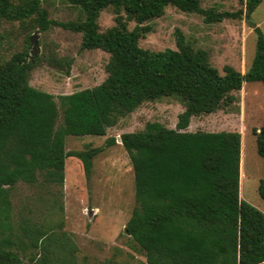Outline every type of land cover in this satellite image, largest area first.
<instances>
[{"label":"trees","instance_id":"1","mask_svg":"<svg viewBox=\"0 0 264 264\" xmlns=\"http://www.w3.org/2000/svg\"><path fill=\"white\" fill-rule=\"evenodd\" d=\"M65 1L80 10V19H50L47 0H0V21L27 20L43 32L62 27L82 35L83 50L110 54L108 76L100 85L58 101L30 85L37 61L29 59L28 50L0 61V264H79L78 245L62 223L15 215L13 190L20 183L63 187L69 157L81 161L90 179L102 148L67 152V137L105 136L144 103L168 97L184 106L176 129L149 122L120 137L132 163L137 203L126 233L147 264L264 263V213L240 193L241 134L188 130L194 117L231 108L244 83L264 84L262 29H254L256 52L246 73L231 66L221 73L209 53L194 48L180 29L177 49L149 51L139 42L152 30L148 23L168 7L200 14L207 23L242 19L243 10L206 9L201 0ZM243 1L248 19L264 2ZM108 8L115 24L102 32L99 18ZM71 64L65 63L67 73ZM256 135L264 158V126ZM115 143L108 140L109 146ZM258 192L264 200V178Z\"/></svg>","mask_w":264,"mask_h":264},{"label":"rangeland","instance_id":"2","mask_svg":"<svg viewBox=\"0 0 264 264\" xmlns=\"http://www.w3.org/2000/svg\"><path fill=\"white\" fill-rule=\"evenodd\" d=\"M201 5L219 12L243 10L244 17L207 23L200 14L168 7L163 17L148 23L152 30L139 45L149 51L177 49L175 32L180 29L194 48L209 53L211 64L221 73L225 66H231L245 74L255 57L257 34L254 29L259 27L264 33V2L250 19L246 17L243 0H201ZM44 7L50 19L60 22L76 21L82 16L77 7L65 0H47ZM114 24L113 9L104 10L99 18L100 30L104 32ZM135 25L130 23V29ZM32 37H35L36 47L31 43ZM25 50L30 52L31 61H37L30 85L52 94L57 101L61 95L94 88L108 76L110 54L99 49L83 50L80 33L58 26L43 32L27 20H1L0 61L5 62ZM69 60L72 64L67 73L65 63ZM235 95L237 102L231 108L194 117L188 130L241 134L240 193L243 200L264 213V200L258 192L260 180L264 178V158L258 154L256 135L264 126V84L244 83ZM183 111L184 106L176 98H163L144 103L122 118L117 126L109 128L105 136H68L67 152L87 147L102 148L93 160L90 179L86 178L81 161L69 157L63 187L47 189L23 183L15 187L12 198L15 215L22 212L36 222L62 223L78 245L79 264H107L110 261L113 264H147L134 240L126 233L128 221L137 206L135 176L130 157L119 139L125 133L142 131L149 122L176 129ZM112 138L116 143L109 146L108 140Z\"/></svg>","mask_w":264,"mask_h":264},{"label":"water","instance_id":"3","mask_svg":"<svg viewBox=\"0 0 264 264\" xmlns=\"http://www.w3.org/2000/svg\"><path fill=\"white\" fill-rule=\"evenodd\" d=\"M31 43H32L33 46L36 47L37 43H36V41H35V37H32V38H31ZM119 141L121 142V139H119ZM126 232H127V231H126ZM25 264H28V263L25 262Z\"/></svg>","mask_w":264,"mask_h":264}]
</instances>
